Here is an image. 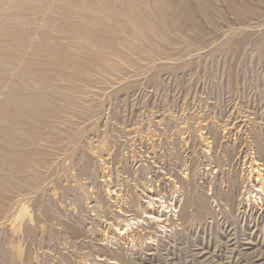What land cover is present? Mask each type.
I'll return each mask as SVG.
<instances>
[{"label": "rangeland", "instance_id": "rangeland-1", "mask_svg": "<svg viewBox=\"0 0 264 264\" xmlns=\"http://www.w3.org/2000/svg\"><path fill=\"white\" fill-rule=\"evenodd\" d=\"M133 2L0 0V264H264V0Z\"/></svg>", "mask_w": 264, "mask_h": 264}, {"label": "bare ground", "instance_id": "bare-ground-1", "mask_svg": "<svg viewBox=\"0 0 264 264\" xmlns=\"http://www.w3.org/2000/svg\"><path fill=\"white\" fill-rule=\"evenodd\" d=\"M121 1H123L124 4H125V2H128V1L131 2V0H121ZM133 1L134 0H132V3L127 7L128 15L130 17L131 16H134L135 13L138 12L141 9L140 6H139V4H136ZM136 18L137 17H135V22H136ZM251 172H252V170H249V172L247 173V177L249 178V181L251 182V186H253L254 188L246 187L245 190H244V194H246V196H247L246 199H248V200H250L252 197L253 198L254 197L255 198H259L260 195H261V193H264V172L262 171V168H258L256 170L254 169V172L255 173L253 172L254 173L253 175H255L254 177L256 179V182H252V176L253 175L251 174ZM144 194L147 196L146 201L148 202V205H145L144 207H141V209H142V211H141L142 216H143V213H144V217L142 219H138L136 217V213L137 212H135V216L133 215V216H131L129 218L126 217V216H129V214H126L125 207L123 205H121V204L118 205V203H117V205H118V213H116L115 214L116 216H114V218L116 217V219L114 221L112 219V222L109 221L110 223H112V225L111 224L110 225L113 226L114 233H112V234L110 232L109 233L108 232L106 233V237H109L110 238V241H112L111 239H113V240L116 239V240H119V241L122 239L123 242H126L128 240L129 242H132V244H133V243H135V240L136 239H140L141 237H143L142 234H146L148 232H151L150 229H152V228H155V230H157V229L165 230L167 228V225H168L169 220H168V216H165V211L164 210L165 209L169 210L168 208H169L170 204L167 202L166 199H164V196L161 195L160 193H155V192L154 193H149V192L146 193V192H144ZM224 195H226V196L229 197L230 196V193L229 192H224ZM119 200H121V199H119ZM120 203H122V202H120ZM171 204H173V202H171ZM161 206L164 209H160ZM132 209H133V207H132ZM24 210H25V207H22L20 209V213H22ZM113 213H115V212H113ZM118 214H119V216H118ZM124 215H126V216H124ZM121 216H123V217H121ZM64 224H66V223H64ZM67 226H66V228H67ZM134 227H136V228H134ZM72 229L76 230L75 227H73ZM78 229L80 230L79 227H78ZM144 229H146V230L144 231ZM74 235L76 236V234H74ZM151 237H152V235L149 236V238H151ZM118 247L119 246H117V248ZM121 247H122V245L120 246V248ZM112 250H113V248H112ZM121 252L122 251H120L119 248L115 252L113 251V253L115 254V256H111L112 257V260L110 262L111 263H115V262L117 263L118 260H120L122 263H126V264H127V262H128V264L131 263L130 260L126 259L125 255L123 253H121ZM113 258H115V259H113ZM104 259H102V260H104ZM121 262H119V263L121 264ZM104 263H105V261H104Z\"/></svg>", "mask_w": 264, "mask_h": 264}]
</instances>
